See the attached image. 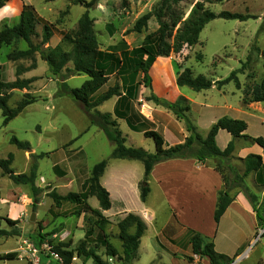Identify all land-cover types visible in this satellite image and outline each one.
<instances>
[{
	"label": "rangeland",
	"instance_id": "374dc122",
	"mask_svg": "<svg viewBox=\"0 0 264 264\" xmlns=\"http://www.w3.org/2000/svg\"><path fill=\"white\" fill-rule=\"evenodd\" d=\"M83 1L88 2L89 0ZM158 1L129 0V6L122 8L119 0H99L95 7L88 10L93 20V31L99 49L119 55L124 49L131 50L139 47L144 37L157 29L155 20L151 19L147 29L141 33H127V31L138 17L150 11ZM197 1L203 0H188L181 4L180 8L185 12L184 18L187 17L192 3ZM210 2L205 3V7L215 14L237 13L247 16L248 19L245 21L214 19L201 31L197 45L191 48L185 47L180 53L172 54L167 58H157L149 70L151 87L146 88L141 84L135 103L142 115L149 114L145 106L151 102L145 99L153 94L169 102L166 96L174 95L177 87H175L176 72L179 69L187 67L194 76L202 75L212 81L224 80L232 71L240 69L241 64L245 63L249 57L244 71L237 74L240 90H237L233 82L225 84L220 90L214 86L199 93L186 87H177L196 103V105H190L192 109L187 116L202 137H205L211 125L215 123L214 121L230 115L225 108L239 107L243 93L249 91L264 77L261 58V53H264V0H210ZM24 6H31L38 18L35 33L32 36L34 42H39L43 25L46 24L52 36L43 46V50L47 52L56 46H60L64 51L71 49V45L63 42L62 38L64 34L72 35L77 30L78 21L85 11L82 5L75 0H8L6 7L0 9V28L3 25L8 27L15 25ZM25 49L27 45L20 41L0 50L1 82L10 83L17 78H34L28 89L7 91V94H10L8 106L15 108L26 94L35 99L33 104L27 106L6 126L2 125L3 118L0 111V160H6L11 154L13 159L10 168L15 174H28L35 163L37 166L35 186L41 191L34 203L31 188L27 185H14L7 176H3L0 169V229L10 230L5 222L6 219H10L17 221V227L21 232L19 237H0V253H18L17 260L0 261V264H53L48 248L52 250L53 246L59 243H69L68 249L74 252L71 264H94L91 259L77 256L76 249L81 243L87 250H94L104 264H123L120 257L106 256L103 246L104 234L106 242L121 252L117 223L122 214L117 209L119 199L115 194L111 201L112 208L106 214L109 223L105 225L104 233H101L95 225L98 219L85 211L86 209L80 216L74 215V212L79 209L83 210V208L69 203L62 204V207L56 210L47 194L52 190L61 196L71 192H80L81 184L90 177L92 167L105 160L108 172L113 171L116 176H125L127 189L124 192V200L129 209L128 213L137 215L143 207V202L139 197L143 166L138 161L118 160L110 157L113 145L97 127L89 123L81 106L67 96H56L62 77L53 76L39 54L34 55V61L12 62L7 59V54L10 52ZM197 55L201 56L200 61L196 59ZM18 66L28 68V71L17 76ZM68 67L71 68V64H68ZM86 79L85 75H74L68 77L65 82L69 88L74 89L79 88ZM115 83L121 85L118 78H110L104 90ZM116 99L113 97L97 110L100 113H112ZM205 104L209 107H201ZM157 107L166 110L168 114L153 111L151 115L154 127H157L156 131L170 144L173 138L171 134L179 137L177 135L179 127L173 120L175 117H171L174 115L169 110L162 106ZM253 114L255 117L248 121V133L251 135L264 130V120H262L264 114L258 112ZM180 123L186 133L185 136L188 137L189 133L186 131L184 122L180 121ZM117 124L122 136L126 139L127 147L140 148L152 154L155 152L152 139L130 130L122 120L117 121ZM149 126L153 128L152 125ZM12 137L18 141L27 142L30 151L20 150L10 144ZM40 154H45V156L37 158L36 156ZM229 162L237 174L241 175L240 162L236 158ZM109 174L106 176L107 181L111 183L112 190L116 191L118 190L117 183H115L116 176L109 179ZM253 180L254 177L249 179V182L255 185L256 192L247 186L246 179L243 180V184L248 188L249 193L259 196L264 192V179L257 182L256 179ZM156 190L152 187L153 195L147 197V205L159 206V221H164L167 215H165L164 207H161V198L159 200L154 196ZM239 191H241L239 188H235L231 194ZM86 202L92 209L99 208L98 201L94 197L88 198ZM258 203L257 197L254 205L259 214L264 217V197L262 205L258 206ZM32 214H35V220L30 222ZM55 214L58 217L54 216ZM40 235H44L43 241L39 238ZM189 236L191 238L190 233ZM260 242L264 243V235ZM254 245L255 243H252L245 252L247 257L243 256L244 264L255 263L254 253L248 260ZM217 250L222 251L223 248L218 245ZM169 257L176 258L175 255ZM177 257L182 260L181 257ZM262 258L264 262V254ZM160 259L165 260L166 258L162 254L161 257L155 258L156 261L153 264H160ZM184 260V264H193L192 257L187 256ZM235 260L236 258L231 255V261L236 262ZM196 262L198 264V261ZM133 264H150V260L145 253H141L140 259H136ZM169 264L183 263L174 261Z\"/></svg>",
	"mask_w": 264,
	"mask_h": 264
},
{
	"label": "trees",
	"instance_id": "16d2710c",
	"mask_svg": "<svg viewBox=\"0 0 264 264\" xmlns=\"http://www.w3.org/2000/svg\"><path fill=\"white\" fill-rule=\"evenodd\" d=\"M7 1L0 0V9L6 6ZM75 1L82 5L85 11L78 21L77 30L72 35H63V42L71 45L69 51H64L60 46H56L47 52L43 50V46L49 42L52 36L51 30L46 24L43 25L39 42L33 41L32 36L35 33L38 18L31 6L22 8L18 22L15 25L12 27L3 25L0 28V50L3 47H9L22 41L27 45V49L14 50L7 54L9 61H34V55L39 54L41 60L46 63L49 72L55 77H62V82L58 84L56 96H67L81 106V109L88 117L89 123L97 127L113 145L110 157L118 160L138 161L142 164L143 179L139 185L141 202L146 201L150 192L147 181L156 164L176 159H195L202 164H205L208 160H213L214 169L220 174L223 181V189L218 193L216 201L214 222L216 224L219 222L233 201L231 191L239 188L252 205L253 211L256 213L258 226L263 227V217L254 205L258 196L249 193L248 188L243 184V180L250 174L256 175V182L264 178L262 158L258 155L250 154L244 159H237L242 166L241 175L237 174L229 162L234 159L233 140L243 139L251 145H257L262 149L264 155L263 138L246 136L244 134L247 129L246 123L242 120L228 117L218 119L211 125L205 137H202L197 127L191 123L187 116L190 111V103H188L187 99L179 97L174 102H168L151 94L145 100L169 110L176 119L184 122L186 131L189 133L182 143L166 147L162 135L149 128L150 123L137 111L135 106L140 85L143 84L146 88L151 87L149 70L157 58H167L172 54L180 53L185 47L191 48L197 45L201 31L214 19L245 21L248 17L229 12L215 14L205 7V3H211L210 0H203L192 3L187 17L184 18L185 12L180 7L182 3L188 0H159L150 11L135 20L127 33L145 31L151 19L155 20L157 29L153 33L146 35L139 47L131 50L124 49L118 55L115 52L99 49L97 38L93 31V20L88 14V10L95 7L99 0ZM119 1L122 8L129 6V0ZM261 58L264 71V53H261ZM196 59L200 61L201 56L197 55ZM248 62L249 57H247L245 63L241 64L240 69L232 71L226 79L218 81H212L202 75L194 76L190 68L187 67L182 70L179 69L176 72L175 84L178 88L186 87L193 92L199 93L214 86L220 90L225 84L233 82L237 90H240L237 74L244 71ZM68 64H71L72 67H68ZM33 65L31 66L32 68L34 67ZM26 71H28V68L21 66L16 68L17 76ZM74 75H85L87 79L83 81L79 88L71 89L65 80ZM110 78H118L121 85L115 83L104 90ZM33 81L34 78H17L10 83L0 81V111L3 118V126H6L27 106L35 102L33 97L26 94L15 108H10L8 106L10 94H7V91L28 89ZM113 97L117 99L112 113H100L97 108ZM251 103H262L264 106V77L249 91L243 93L242 105L246 106ZM118 120L124 121L130 130L142 133L145 138L152 139L155 145V152L152 154L140 148L127 147L125 145L126 139L118 129ZM220 130L227 132L232 137V141L222 151L216 144V136ZM10 144L15 145L20 150L29 149L27 142L18 141L15 137L10 139ZM44 156L45 154H40L36 157L42 158ZM12 159V155L9 154L6 160H0V169L3 176H7L14 185L29 186L34 203H36L41 191L35 186L37 177L36 164L34 163L31 166L28 174H15L10 168ZM106 167L107 162L105 160L95 164L90 171V177L81 184L80 192H71L64 196L59 195L54 190L49 192L47 195L52 200L53 208L59 210L64 203L82 207L83 210H76L74 215L80 216L82 212H90L98 219L95 224L96 227L101 233H104L105 225L109 221L102 215L101 211L109 210L111 202L108 191L101 186L99 180L104 174ZM90 197L97 199L99 209H92L87 204L86 201ZM54 216L58 217L57 214ZM5 222L10 230L0 229V237L10 238L21 235L20 229L17 227V221L6 219ZM117 228L118 239L121 243V253L110 243L106 242L103 234V246L105 247L106 256L120 257L123 264H132L137 259L140 239L146 229L145 224L138 216L129 213L117 223ZM131 230L133 231L131 232ZM190 234V245L193 255L207 258L209 264L233 263L231 259L214 250L213 242L210 239L204 238L193 231ZM39 238L43 241L44 235H40ZM69 247V243H59L52 248V251L61 257L64 264H71L74 257V252L69 250ZM76 254L78 257L83 256L86 259H91L94 264H104L95 251L87 250L83 243L76 249ZM17 259V252L0 255V261Z\"/></svg>",
	"mask_w": 264,
	"mask_h": 264
},
{
	"label": "crops",
	"instance_id": "0c3cea01",
	"mask_svg": "<svg viewBox=\"0 0 264 264\" xmlns=\"http://www.w3.org/2000/svg\"><path fill=\"white\" fill-rule=\"evenodd\" d=\"M176 89L174 95L166 96L169 102H174L181 96L187 99L190 105H196L192 98L188 97L187 94H183L177 87ZM261 104L262 103H251L243 106L241 103L239 107L228 106L225 109L230 115L225 117L244 121L247 125V129L244 133L246 136L250 138L261 137L264 139V130H260L259 133L253 135L248 133V121H251L253 117H255L253 113L258 112L262 115L264 114V106ZM201 107L206 108L209 106L205 104ZM191 109L192 106L190 107V111ZM145 110L147 113H150L142 115L140 111H137L150 123V125H152L153 128H150V126L149 128L156 131L157 127H154L155 124L151 114L153 111H162L166 114H168V112L152 103H147ZM175 119L176 117L173 120L176 122L177 127H179V132L177 134L179 137L171 134L173 138H171L172 142L170 144L164 140L166 147L182 143L183 139L186 138V133L184 132L182 124ZM262 120H264V118ZM231 141L232 137L230 134L222 130L218 132L216 144L221 151L224 150ZM233 143L234 158L239 160L244 159L250 154L258 155L262 158L264 165V155L260 147L251 145L243 139H235ZM109 173L106 167L99 182L101 186L108 191L110 202L114 194L117 196V199H119L117 209L122 214L119 216L121 220L129 214L127 203L124 200V192L127 189L126 178L123 175L116 176L113 171ZM108 174L109 179L115 176L117 177H115V183H117L118 190H112L111 183L107 181L108 178H106ZM253 177V181H255V174H250L245 179L247 186L252 191L256 192L255 185L249 182V179H253ZM263 179L264 178H262V180ZM147 182L150 189L148 196L151 197L153 195L152 187L153 190L157 189L156 192H154V196L158 199L161 198V207H164V211L166 212L165 215L167 216L164 217V221H159V206L156 207L153 205L152 207V205H147V198L146 201L142 203L143 207L140 208V214L136 216L143 221L146 229L140 239L137 260L140 259L141 253H145L150 260V264H153L154 261H156L155 258L161 257L162 254L166 259H160V264H169V262L174 261L184 264V259L187 256L193 258V264H197L196 261H198V264H209L207 258H200L192 254L189 233L193 231L204 238L210 239L217 253L226 256L228 259H231V255H233L236 258V262L232 264H244L242 259L247 257L245 252L250 248L252 243H255L251 248L248 260L251 259V255L254 253L255 263L251 262L250 264H264L262 258L264 254V243L260 242L262 238L256 240V232L259 228L256 213L253 211L252 205L243 192L239 191L231 194L233 196V201L228 206L219 222L217 224L214 222L213 217L216 201L218 193L223 189V181L220 174L214 169L213 160H208L205 164L195 159H176L158 163L153 167ZM263 193L264 192L258 196V206H261L263 203ZM111 208L107 211H101L102 215L107 218L106 214ZM132 231L133 230H131V232ZM218 245L223 248L222 251L217 250ZM0 254H6V252ZM174 255L177 260L176 258L169 257H174ZM177 256L181 257L182 260H179ZM243 256L246 257L244 258Z\"/></svg>",
	"mask_w": 264,
	"mask_h": 264
},
{
	"label": "built area",
	"instance_id": "2783aa9c",
	"mask_svg": "<svg viewBox=\"0 0 264 264\" xmlns=\"http://www.w3.org/2000/svg\"><path fill=\"white\" fill-rule=\"evenodd\" d=\"M264 235V226L258 228L257 232H256V240H258L259 238H262ZM49 250V256H50V260L51 263L53 264H64L61 257L56 254L55 252H53L50 248H48Z\"/></svg>",
	"mask_w": 264,
	"mask_h": 264
},
{
	"label": "water",
	"instance_id": "95a60500",
	"mask_svg": "<svg viewBox=\"0 0 264 264\" xmlns=\"http://www.w3.org/2000/svg\"><path fill=\"white\" fill-rule=\"evenodd\" d=\"M27 151H30L29 149ZM35 220V214H32L30 217V222H33Z\"/></svg>",
	"mask_w": 264,
	"mask_h": 264
}]
</instances>
